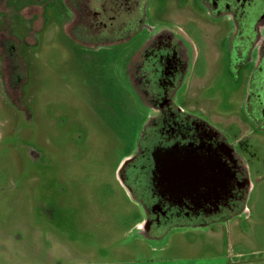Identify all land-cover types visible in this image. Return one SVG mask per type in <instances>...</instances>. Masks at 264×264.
Instances as JSON below:
<instances>
[{"label": "rangeland", "instance_id": "rangeland-1", "mask_svg": "<svg viewBox=\"0 0 264 264\" xmlns=\"http://www.w3.org/2000/svg\"><path fill=\"white\" fill-rule=\"evenodd\" d=\"M46 1L25 8L33 25L18 15L9 22L29 63L27 76L22 68L20 74L32 118L12 115L1 82L0 264H167L156 263L161 246L143 241L135 227L137 207L116 172L127 153L111 106L133 104L136 90L126 71L132 72L140 44L171 32L192 59L179 103L233 126L230 24L212 20L194 0H149L133 40L89 47L73 36L65 0ZM4 5L0 0V10ZM248 144L253 155L245 210L186 238L173 233L165 246L170 254L205 257L206 264H264V135Z\"/></svg>", "mask_w": 264, "mask_h": 264}, {"label": "flooded vegetation", "instance_id": "flooded-vegetation-1", "mask_svg": "<svg viewBox=\"0 0 264 264\" xmlns=\"http://www.w3.org/2000/svg\"><path fill=\"white\" fill-rule=\"evenodd\" d=\"M23 1L20 5V0H5L0 10V83L4 84L1 94L15 110L12 115L29 119L32 110L23 104L26 80L20 74L22 68L27 76L29 63L20 47L22 40L9 28L17 15L33 25L31 13L25 10L32 0ZM194 1L212 20L230 24L228 71L237 88L233 126L179 103L192 59L171 32L144 40L132 72L127 68L136 90L133 104L125 101L122 109L110 105L115 125L122 128L117 131L119 146L127 153L117 176L137 207L139 238L161 246L156 263L206 264L205 257L170 254L165 246L173 233L186 238L192 230L230 222L245 210L250 194L248 156L253 155L248 141L264 135V0ZM65 2L73 13L69 22L73 36L90 47L133 40L141 32L149 0ZM44 14L45 6L41 19ZM94 20L98 27H92ZM239 128L244 132L237 133Z\"/></svg>", "mask_w": 264, "mask_h": 264}]
</instances>
